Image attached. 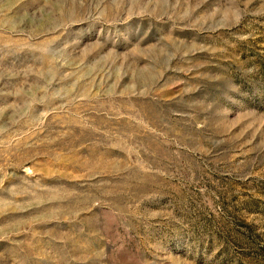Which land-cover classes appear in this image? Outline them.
<instances>
[{
  "label": "rangeland",
  "instance_id": "rangeland-1",
  "mask_svg": "<svg viewBox=\"0 0 264 264\" xmlns=\"http://www.w3.org/2000/svg\"><path fill=\"white\" fill-rule=\"evenodd\" d=\"M0 264H264V0H0Z\"/></svg>",
  "mask_w": 264,
  "mask_h": 264
}]
</instances>
